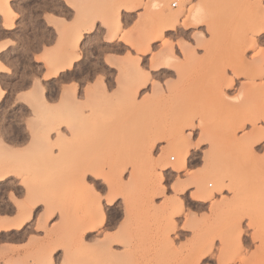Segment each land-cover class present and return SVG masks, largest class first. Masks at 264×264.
Listing matches in <instances>:
<instances>
[{
    "label": "rangeland",
    "instance_id": "rangeland-1",
    "mask_svg": "<svg viewBox=\"0 0 264 264\" xmlns=\"http://www.w3.org/2000/svg\"><path fill=\"white\" fill-rule=\"evenodd\" d=\"M160 1L80 0L44 67L8 71L0 264H264V0Z\"/></svg>",
    "mask_w": 264,
    "mask_h": 264
},
{
    "label": "crops",
    "instance_id": "crops-1",
    "mask_svg": "<svg viewBox=\"0 0 264 264\" xmlns=\"http://www.w3.org/2000/svg\"><path fill=\"white\" fill-rule=\"evenodd\" d=\"M79 1L8 0L9 9L15 17L11 26L5 27V20L0 15V86L6 84L8 71L17 75L14 79L17 82L28 79L36 63H41L44 67L41 57L44 49H49L54 44L56 23L71 24L75 10L79 8ZM121 16H126L125 11H121ZM65 70L69 69L62 72ZM45 71L44 69L43 72ZM15 85V89L22 86Z\"/></svg>",
    "mask_w": 264,
    "mask_h": 264
},
{
    "label": "bare ground",
    "instance_id": "bare-ground-1",
    "mask_svg": "<svg viewBox=\"0 0 264 264\" xmlns=\"http://www.w3.org/2000/svg\"><path fill=\"white\" fill-rule=\"evenodd\" d=\"M8 1V0H7ZM179 2H180V6H181V8L184 6V4H185V2L187 1V0H178ZM4 2H6V0L4 1ZM4 2H3V4H4ZM164 2H166V0H161L160 2H155L156 4H154V6H153V8H154V10H157V11H162V9H163V5H164ZM2 4V5H3ZM1 5V4H0ZM6 6V5H5ZM5 6H1L2 8L3 7H5ZM176 6H177V4H176ZM0 7V8H1ZM6 8H7V6H6ZM8 10V9H7ZM5 8H3V13H4V16L6 15V14H8V13H6V11H7ZM180 10V9H179ZM178 10V12L177 13H175L176 11H173V12H171V13H169V14H167L166 16H162L161 18H160V23H161V29H160V31H159V35L157 36L158 38H161L163 35H165V33L166 32H168V31H171V30H173V29H175L176 28V26L178 25V23H180V19H179V14H180V12H181V10L179 11ZM8 12H9V10H8ZM9 14H10V12H9ZM9 14H8V16H9ZM11 15V14H10ZM196 15L197 14H192V20L193 21H195L197 18H196ZM119 16V15H118ZM119 19V18H118ZM119 21H117V27H119ZM93 28V27H92ZM91 29V28H90ZM262 31V30H261ZM260 33V29H259V31L257 30V32H256V34H255V36L256 35H258ZM79 37H80V35H79ZM147 47V46H146ZM140 51V50H139ZM147 51H149V46L144 50V53L146 52L147 53ZM142 52V51H141ZM172 55V54H171ZM78 59V56L77 55H75V56H71V59H69L68 60V62H67V64H66V68L67 69H69L71 66H72V64L76 61ZM160 59H161V61H160V63L158 64V65H155L154 67H158L159 68V70H164V69H166L165 67L169 64V62H170V59H171V57L170 56H166V54H165V56H162V57H160ZM54 65V66H53ZM53 65H52V73H51V75L52 76H57L59 73H61L63 70H64V67H61V66H58V64L57 63H53ZM139 86V85H138ZM104 88V87H103ZM39 93H41V92H39ZM40 95V94H39ZM40 103H41V105H40ZM39 103V106H43V105H45V103L43 102V101H41ZM48 120V119H47ZM46 120V121H47ZM248 138V137H247ZM247 138L245 137L244 139L242 138V141H238V140H234V139H231L232 141V143H234L233 145H235L234 147H240L246 140H247ZM251 144H254V142H251ZM82 176V175H81ZM209 177L211 176V178H213L214 180H215V182H216V184H217V189L219 190V187H220V185H221V181H222V179H221V177H220V175H218V174H214V175H212V174H209L208 175ZM0 177H1V174H0ZM82 178V177H81ZM84 178V177H83ZM212 197V194H205V195H203L202 196V198H201V201H206V200H208L209 198H211ZM112 201V200H111ZM109 203V202H108ZM111 203V202H110ZM30 218V214H27L24 218H22V219H20L19 221H17L16 223H13V224H8V225H5V227L6 228H11V229H15V230H19V228L28 220ZM49 264H51V263H49Z\"/></svg>",
    "mask_w": 264,
    "mask_h": 264
},
{
    "label": "snow or ice",
    "instance_id": "snow-or-ice-1",
    "mask_svg": "<svg viewBox=\"0 0 264 264\" xmlns=\"http://www.w3.org/2000/svg\"><path fill=\"white\" fill-rule=\"evenodd\" d=\"M194 138H195V137H193V139H194ZM181 174H182V173H181ZM170 191H175V186H173V188L170 189ZM95 196H96L97 210H98V211H103V203H104V201H105L106 199H107L109 202H111V200H112L111 195L106 196L103 190L100 191V192H97V193L95 194Z\"/></svg>",
    "mask_w": 264,
    "mask_h": 264
},
{
    "label": "built area",
    "instance_id": "built-area-1",
    "mask_svg": "<svg viewBox=\"0 0 264 264\" xmlns=\"http://www.w3.org/2000/svg\"><path fill=\"white\" fill-rule=\"evenodd\" d=\"M172 7L175 8V7H176V3H173V4H172Z\"/></svg>",
    "mask_w": 264,
    "mask_h": 264
}]
</instances>
